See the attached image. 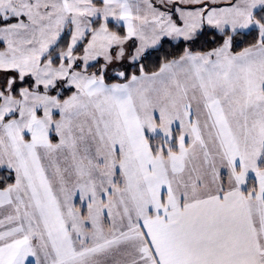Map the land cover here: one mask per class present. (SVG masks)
<instances>
[{"label":"snow or ice","instance_id":"obj_1","mask_svg":"<svg viewBox=\"0 0 264 264\" xmlns=\"http://www.w3.org/2000/svg\"><path fill=\"white\" fill-rule=\"evenodd\" d=\"M0 264H264V0H0Z\"/></svg>","mask_w":264,"mask_h":264}]
</instances>
